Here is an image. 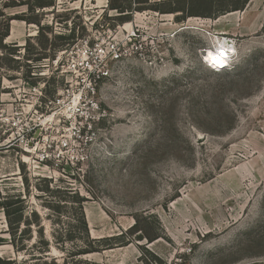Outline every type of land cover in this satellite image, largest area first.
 Returning a JSON list of instances; mask_svg holds the SVG:
<instances>
[{
  "label": "rangeland",
  "instance_id": "rangeland-1",
  "mask_svg": "<svg viewBox=\"0 0 264 264\" xmlns=\"http://www.w3.org/2000/svg\"><path fill=\"white\" fill-rule=\"evenodd\" d=\"M55 1L0 0L2 262L264 264V0Z\"/></svg>",
  "mask_w": 264,
  "mask_h": 264
},
{
  "label": "trees",
  "instance_id": "trees-1",
  "mask_svg": "<svg viewBox=\"0 0 264 264\" xmlns=\"http://www.w3.org/2000/svg\"><path fill=\"white\" fill-rule=\"evenodd\" d=\"M5 1H7V3H8L5 5L6 8L16 7V6H27L29 9V12L32 15H35V18H24L23 17V18H18V19L21 21H25L28 24L37 25L39 27L38 38L41 36L44 37L47 44H48L50 39L48 38V36H46L44 34L45 28L43 26H41L42 22L39 19V14H36V13L41 12V11L46 10V9L55 8L56 7V1L55 0H33V3L27 2L25 0H5ZM111 9L112 10H118L120 13H124V12H121V10L115 6H112ZM121 17H124V18H121V21L128 19V15L121 16ZM13 20H14L13 18L6 17L4 12H2V10H0V44L3 47H6V46H4L3 43L10 37V32H11L10 24H11V21H13ZM55 38H56V40L71 39V38L63 36V35L55 36ZM43 46H46V45H43ZM37 61H38V59H37ZM84 201H86V200L78 197V201L76 203H78L82 206ZM0 207L3 208L4 211L6 212L7 218H10V214H11L10 208L12 207V205H9V203L7 201H4V202L0 203ZM21 211H22V209H21ZM82 225L85 228L86 232L89 233L88 224H87V221H86L83 213H82ZM0 263L1 264H14L13 261L2 262L1 259H0Z\"/></svg>",
  "mask_w": 264,
  "mask_h": 264
},
{
  "label": "built area",
  "instance_id": "built-area-1",
  "mask_svg": "<svg viewBox=\"0 0 264 264\" xmlns=\"http://www.w3.org/2000/svg\"><path fill=\"white\" fill-rule=\"evenodd\" d=\"M233 42V41H231ZM234 43V42H233ZM235 44V43H234ZM113 53L115 55V58L118 59L120 56L116 50V47L114 45L110 46L109 48L107 49H104L102 46H99L97 47L96 49V55H97V59L100 61V62H104L105 59L107 58V53ZM87 58L89 59L90 57L87 56ZM89 67H84V64L82 65H79V63L77 61H74L72 62V64L70 65V68L72 69L73 72H77L79 71L80 69H83L84 71H87L89 74V76L92 74V65L89 64ZM210 69H212L214 71V69L210 66L209 67ZM215 72H220V71H215ZM101 76H107V74H105L104 72L100 71L99 74H98V78L100 79Z\"/></svg>",
  "mask_w": 264,
  "mask_h": 264
},
{
  "label": "bare ground",
  "instance_id": "bare-ground-1",
  "mask_svg": "<svg viewBox=\"0 0 264 264\" xmlns=\"http://www.w3.org/2000/svg\"><path fill=\"white\" fill-rule=\"evenodd\" d=\"M225 42L228 43L229 40L228 41L226 40ZM225 46H228V45H225ZM205 58H206V62L209 63V65L215 71H220L221 69L225 68V66L229 64V59H230L229 56L226 55L225 50L221 53H217L215 51H209ZM227 61L228 63L226 64Z\"/></svg>",
  "mask_w": 264,
  "mask_h": 264
},
{
  "label": "clouds",
  "instance_id": "clouds-1",
  "mask_svg": "<svg viewBox=\"0 0 264 264\" xmlns=\"http://www.w3.org/2000/svg\"><path fill=\"white\" fill-rule=\"evenodd\" d=\"M213 50L215 52H217V53L218 52L221 53V52H223L225 50L226 51V55L229 56V58H230L229 59V64L227 66H225V68L221 69L220 71L225 70V69H229L234 64V60H236V58H238L236 44H234L231 41L228 42V46L223 45L222 42L218 43L216 47H213ZM207 66L210 67V65H208V64H207Z\"/></svg>",
  "mask_w": 264,
  "mask_h": 264
}]
</instances>
